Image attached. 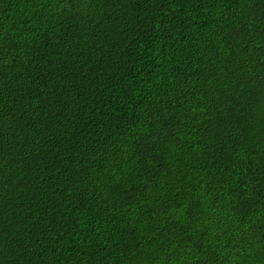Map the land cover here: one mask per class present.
Here are the masks:
<instances>
[{"label": "trees", "instance_id": "obj_1", "mask_svg": "<svg viewBox=\"0 0 264 264\" xmlns=\"http://www.w3.org/2000/svg\"><path fill=\"white\" fill-rule=\"evenodd\" d=\"M0 264H264V0H0Z\"/></svg>", "mask_w": 264, "mask_h": 264}]
</instances>
